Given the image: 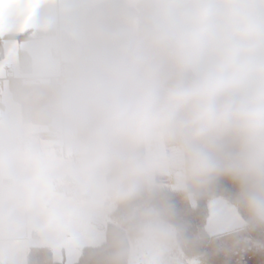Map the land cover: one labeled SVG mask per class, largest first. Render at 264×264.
Here are the masks:
<instances>
[{
    "label": "clouds",
    "instance_id": "1",
    "mask_svg": "<svg viewBox=\"0 0 264 264\" xmlns=\"http://www.w3.org/2000/svg\"><path fill=\"white\" fill-rule=\"evenodd\" d=\"M32 17L0 126V242L43 211L34 174L72 230L125 210L103 264L175 247L161 180L190 197L228 177L264 228V0H40Z\"/></svg>",
    "mask_w": 264,
    "mask_h": 264
},
{
    "label": "trees",
    "instance_id": "2",
    "mask_svg": "<svg viewBox=\"0 0 264 264\" xmlns=\"http://www.w3.org/2000/svg\"><path fill=\"white\" fill-rule=\"evenodd\" d=\"M2 55L3 49L0 50V58ZM27 59L28 55L20 52L19 62L22 65V69ZM16 81L17 79L8 81L7 90H9L11 97L15 93ZM237 192L236 184L228 177H222L196 191L190 197L174 192L168 186L162 185L156 186L148 195L150 202L165 212L168 223L177 234L176 244L179 250L185 256H203L206 254L208 245L215 237V235L210 234L206 227L210 214L209 203L212 199H220L229 204L241 219L242 224L240 226L244 228L247 236L252 241L264 242V228L252 226L247 212L238 202ZM190 213H196L197 216L194 226ZM111 214L116 221L108 222L104 225V241L98 246L83 248L78 259L73 264H103L113 235L116 233L122 234L120 225L124 223L125 210L115 209ZM49 250L44 246L30 247L26 254V264H63L62 262L54 261Z\"/></svg>",
    "mask_w": 264,
    "mask_h": 264
},
{
    "label": "crops",
    "instance_id": "3",
    "mask_svg": "<svg viewBox=\"0 0 264 264\" xmlns=\"http://www.w3.org/2000/svg\"><path fill=\"white\" fill-rule=\"evenodd\" d=\"M35 35L31 32L23 40L6 42L0 58V89L4 83L8 89V81L17 79L22 70L19 54L24 52L29 57ZM9 95L0 94V126L5 121L6 110L12 98ZM161 185L168 186L163 180L157 184ZM29 189L41 201L43 211L24 239L0 242V264H26V254L32 246L47 247L54 261L73 264L83 248L98 246L104 241V233H101L104 226L99 225L98 233L88 232L87 228L70 229L66 214L50 203L52 197L48 188L35 174L30 181Z\"/></svg>",
    "mask_w": 264,
    "mask_h": 264
},
{
    "label": "rangeland",
    "instance_id": "4",
    "mask_svg": "<svg viewBox=\"0 0 264 264\" xmlns=\"http://www.w3.org/2000/svg\"><path fill=\"white\" fill-rule=\"evenodd\" d=\"M6 83H4L3 87L0 89V94L9 95ZM10 96V95H9ZM209 209L213 217L208 219L206 223L207 230L212 232L213 222L215 221L217 216V212L219 210H223L222 219L226 220V223L230 226H234L232 229L227 230L223 233L216 234L212 239L210 244L208 245L206 251V257L210 260L219 257L220 264H224V262L238 250H243V248L247 247L252 250L254 254H258L260 251L264 250V242L252 241L246 234L244 228L240 226L242 224L241 219L236 214L235 210L229 205L226 204L223 200L220 199H212L209 203ZM116 220L113 218L112 214L108 217L103 218L97 221L94 225L87 227L88 232H96L98 233L99 225L104 226L108 222H115ZM90 230V231H89ZM103 233V231H101Z\"/></svg>",
    "mask_w": 264,
    "mask_h": 264
},
{
    "label": "snow or ice",
    "instance_id": "5",
    "mask_svg": "<svg viewBox=\"0 0 264 264\" xmlns=\"http://www.w3.org/2000/svg\"><path fill=\"white\" fill-rule=\"evenodd\" d=\"M39 2L40 0H0V50L6 46V42L25 39L33 7ZM190 216L194 226L196 213H190ZM208 264H220V258L215 257ZM224 264H264V250L254 254L245 247L227 258Z\"/></svg>",
    "mask_w": 264,
    "mask_h": 264
},
{
    "label": "flooded vegetation",
    "instance_id": "6",
    "mask_svg": "<svg viewBox=\"0 0 264 264\" xmlns=\"http://www.w3.org/2000/svg\"><path fill=\"white\" fill-rule=\"evenodd\" d=\"M210 259L203 256H185L177 244L169 251H149L134 261V264H208Z\"/></svg>",
    "mask_w": 264,
    "mask_h": 264
},
{
    "label": "water",
    "instance_id": "7",
    "mask_svg": "<svg viewBox=\"0 0 264 264\" xmlns=\"http://www.w3.org/2000/svg\"><path fill=\"white\" fill-rule=\"evenodd\" d=\"M34 7H33V9H34ZM25 31H26L27 35H28V33H31V32H35L36 33L35 26L33 24L32 14H31V19H30V21L28 23V26H27ZM217 215H220V216H217L215 221L213 222L212 232H210L211 235H216V234H219V233H223V232H225L227 230H230V229H232L234 227V226L228 225L226 223V220L221 218V216L223 215V210L222 209L217 212ZM210 217L211 218L213 217V215L211 214V211H210V214H209V218ZM221 220L224 221L223 224L218 223Z\"/></svg>",
    "mask_w": 264,
    "mask_h": 264
},
{
    "label": "built area",
    "instance_id": "8",
    "mask_svg": "<svg viewBox=\"0 0 264 264\" xmlns=\"http://www.w3.org/2000/svg\"><path fill=\"white\" fill-rule=\"evenodd\" d=\"M33 34H36L35 32H33Z\"/></svg>",
    "mask_w": 264,
    "mask_h": 264
}]
</instances>
